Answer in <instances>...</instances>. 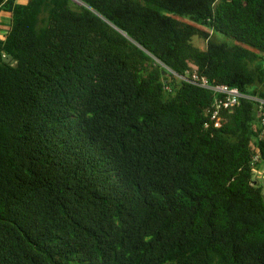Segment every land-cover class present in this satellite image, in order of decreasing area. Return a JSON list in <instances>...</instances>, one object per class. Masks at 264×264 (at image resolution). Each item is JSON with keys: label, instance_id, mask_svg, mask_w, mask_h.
Returning <instances> with one entry per match:
<instances>
[{"label": "trees", "instance_id": "16d2710c", "mask_svg": "<svg viewBox=\"0 0 264 264\" xmlns=\"http://www.w3.org/2000/svg\"><path fill=\"white\" fill-rule=\"evenodd\" d=\"M3 12L0 264H264V0Z\"/></svg>", "mask_w": 264, "mask_h": 264}, {"label": "built area", "instance_id": "2783aa9c", "mask_svg": "<svg viewBox=\"0 0 264 264\" xmlns=\"http://www.w3.org/2000/svg\"><path fill=\"white\" fill-rule=\"evenodd\" d=\"M167 72L169 74L174 75L178 77L176 73H174L171 69L166 68ZM197 84L205 89H208L212 91L214 94H220L223 96L222 99H216L214 101V112L212 115V118H214L217 115V112L220 108H225V109H232L234 106H237L240 102L241 99H249L256 101L260 104H264V100H260L256 97L253 96H248L243 93H241L237 88L229 87L228 85L225 84H211L207 82L206 79L201 78L199 81L197 80Z\"/></svg>", "mask_w": 264, "mask_h": 264}, {"label": "rangeland", "instance_id": "374dc122", "mask_svg": "<svg viewBox=\"0 0 264 264\" xmlns=\"http://www.w3.org/2000/svg\"><path fill=\"white\" fill-rule=\"evenodd\" d=\"M162 13L164 14H168L171 16H175L178 17L177 15L170 13L168 11L165 10H161ZM3 25V29H2V33L3 32H7L9 30V24L7 23H2ZM193 44L201 49L205 48V42L204 40L200 39V38H193ZM167 75V74H165ZM168 76V75H167ZM254 179L256 180L257 184L262 188V193H264V164H258L255 167L254 170V175H253Z\"/></svg>", "mask_w": 264, "mask_h": 264}, {"label": "crops", "instance_id": "0c3cea01", "mask_svg": "<svg viewBox=\"0 0 264 264\" xmlns=\"http://www.w3.org/2000/svg\"><path fill=\"white\" fill-rule=\"evenodd\" d=\"M2 23H7L10 25V14L7 12L0 13V33L4 34L6 32L2 33L3 25Z\"/></svg>", "mask_w": 264, "mask_h": 264}, {"label": "water", "instance_id": "95a60500", "mask_svg": "<svg viewBox=\"0 0 264 264\" xmlns=\"http://www.w3.org/2000/svg\"><path fill=\"white\" fill-rule=\"evenodd\" d=\"M7 61H10V58H7ZM13 63V62H12ZM162 73L163 74H167L168 76H171V74H169L168 72H167V70L166 69H162Z\"/></svg>", "mask_w": 264, "mask_h": 264}]
</instances>
